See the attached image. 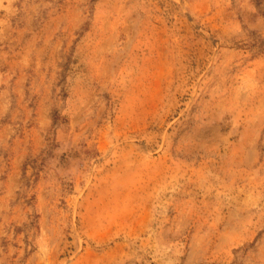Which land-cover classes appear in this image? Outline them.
<instances>
[{
	"label": "rangeland",
	"instance_id": "374dc122",
	"mask_svg": "<svg viewBox=\"0 0 264 264\" xmlns=\"http://www.w3.org/2000/svg\"><path fill=\"white\" fill-rule=\"evenodd\" d=\"M0 264H264V0H0Z\"/></svg>",
	"mask_w": 264,
	"mask_h": 264
}]
</instances>
